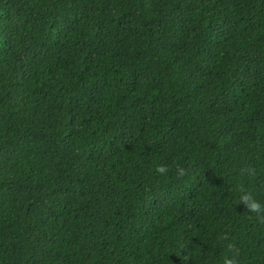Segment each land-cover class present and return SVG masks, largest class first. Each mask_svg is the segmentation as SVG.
Returning <instances> with one entry per match:
<instances>
[{
	"label": "trees",
	"instance_id": "trees-1",
	"mask_svg": "<svg viewBox=\"0 0 264 264\" xmlns=\"http://www.w3.org/2000/svg\"><path fill=\"white\" fill-rule=\"evenodd\" d=\"M241 187L264 0H0V264H264Z\"/></svg>",
	"mask_w": 264,
	"mask_h": 264
},
{
	"label": "clouds",
	"instance_id": "clouds-1",
	"mask_svg": "<svg viewBox=\"0 0 264 264\" xmlns=\"http://www.w3.org/2000/svg\"><path fill=\"white\" fill-rule=\"evenodd\" d=\"M169 166L161 164L158 165L155 169V172L157 175L165 176L169 172ZM176 175L179 178L184 177L187 175V171L185 168L181 166H177L175 169ZM242 174H247L249 177H254L256 174V169L249 165L247 168L241 169ZM240 191L242 193H245V190L243 187L240 188ZM241 204L244 205L246 213L254 214L256 219L260 223H264V204H261L252 194L245 193L241 196ZM252 218L251 216L249 217ZM222 241H228L229 237L227 235H224L220 238ZM227 252L231 255H226L223 261V264H238L237 258L240 255V251L237 247V245L233 242H229L225 245ZM190 260V257L188 255H184L181 258L182 264H187V262Z\"/></svg>",
	"mask_w": 264,
	"mask_h": 264
}]
</instances>
